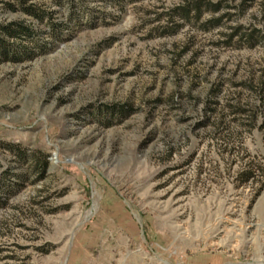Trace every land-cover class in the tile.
<instances>
[{"label": "rangeland", "instance_id": "374dc122", "mask_svg": "<svg viewBox=\"0 0 264 264\" xmlns=\"http://www.w3.org/2000/svg\"><path fill=\"white\" fill-rule=\"evenodd\" d=\"M206 1L163 35L184 0H0L43 49L3 36L0 264H264V102L238 86L264 85V50L223 44L264 35V0Z\"/></svg>", "mask_w": 264, "mask_h": 264}, {"label": "trees", "instance_id": "16d2710c", "mask_svg": "<svg viewBox=\"0 0 264 264\" xmlns=\"http://www.w3.org/2000/svg\"><path fill=\"white\" fill-rule=\"evenodd\" d=\"M57 4H61L60 0H56ZM220 3H212L210 1L206 0H184V2L174 8H171L168 10V12L165 14L167 18V23L165 26L161 27L162 29V34L163 35H173L177 33V31L182 27L184 24H194L196 22L201 21V17L204 13H210L214 14L218 11H220ZM23 11L32 15L33 18H35L37 21L42 22L46 18V14H44L42 11L38 9H31V8H23ZM222 17H218L215 19H211L208 21H204L203 24L201 25V28L203 31H208L210 28L218 27L220 26ZM180 21V23H178ZM48 26L51 29V32L53 35L56 37L58 33V27L60 26L59 24L52 23V21H48ZM3 36H7L10 38H16V39H21L22 36L25 37H33V44L37 46V48H40V50H43L38 43L34 42L36 39V32L32 31L28 27H25L21 23H15V24H10L6 26L0 25V53L4 57H9L12 55L17 54L18 48H14V45L8 44ZM234 37H237L236 41H233ZM23 39V38H22ZM225 46L228 47H234L237 50H241L243 48L246 49H254L255 47H261L264 50V35H261L258 30L256 29H242L241 27H236L233 29V31L226 36V40L223 43ZM27 53L26 50L23 51V54ZM262 85L259 91H257V85L253 84L251 82L249 83H240L238 86L246 88V90L251 91L253 94H257L260 97V100L264 102V85L263 83H259ZM259 85V86H260ZM209 97H214L217 98L218 95L220 94V89L218 86H214L210 91H209ZM208 103L210 104H217L214 101H209L207 100ZM264 106V105H263ZM229 108H234V114H246L249 111L251 112L249 116V120L253 122L254 120L257 119V115L259 114V111H253L251 109H245L241 107H232L230 106ZM109 112L116 113V115L124 117L132 113V108L129 105L125 106H116V107H111L108 109ZM213 111V110H211ZM248 118V117H247ZM19 150L17 147H12L11 151L15 152L18 154L19 158H24V161L28 158V156L25 155V152L17 151ZM32 159V157H31ZM42 164V168H45L46 166V161L44 159V162L40 163ZM247 173L246 175H248ZM250 176L248 175L246 177V181H248ZM0 185V191H4L3 188L9 189V185ZM3 205V201L0 197V206Z\"/></svg>", "mask_w": 264, "mask_h": 264}]
</instances>
